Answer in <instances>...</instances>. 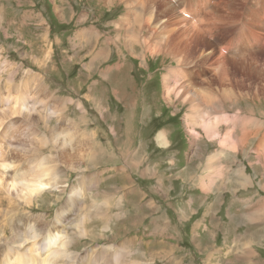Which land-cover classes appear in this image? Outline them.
Returning a JSON list of instances; mask_svg holds the SVG:
<instances>
[{
  "label": "clouds",
  "instance_id": "9594fccd",
  "mask_svg": "<svg viewBox=\"0 0 264 264\" xmlns=\"http://www.w3.org/2000/svg\"><path fill=\"white\" fill-rule=\"evenodd\" d=\"M254 153L264 0H0V264H264Z\"/></svg>",
  "mask_w": 264,
  "mask_h": 264
},
{
  "label": "rangeland",
  "instance_id": "374dc122",
  "mask_svg": "<svg viewBox=\"0 0 264 264\" xmlns=\"http://www.w3.org/2000/svg\"><path fill=\"white\" fill-rule=\"evenodd\" d=\"M221 3V0H212V5L216 6V4ZM50 12L52 13V20H51V24H50V28L49 31L52 33V35H55V29L60 25V13L61 10L57 9V8H51L50 7ZM59 43V41L57 42ZM53 48H55V45H53ZM256 147L259 149V143H257ZM253 159H257V160H264V153H261L259 155L257 154H253ZM248 177L245 176L243 177V179H247Z\"/></svg>",
  "mask_w": 264,
  "mask_h": 264
},
{
  "label": "bare ground",
  "instance_id": "6f19581e",
  "mask_svg": "<svg viewBox=\"0 0 264 264\" xmlns=\"http://www.w3.org/2000/svg\"><path fill=\"white\" fill-rule=\"evenodd\" d=\"M236 2H238V0H236ZM212 6L215 7L214 5H212ZM233 6H235V4ZM160 141H161V143H166L167 142L166 136L162 134L161 137H160Z\"/></svg>",
  "mask_w": 264,
  "mask_h": 264
}]
</instances>
